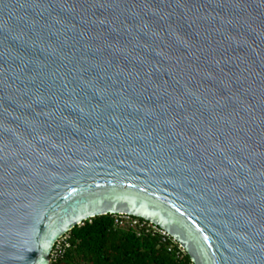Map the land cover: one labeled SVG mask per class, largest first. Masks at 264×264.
Here are the masks:
<instances>
[{"label": "water", "instance_id": "obj_1", "mask_svg": "<svg viewBox=\"0 0 264 264\" xmlns=\"http://www.w3.org/2000/svg\"><path fill=\"white\" fill-rule=\"evenodd\" d=\"M107 214L264 264V0H0V264Z\"/></svg>", "mask_w": 264, "mask_h": 264}, {"label": "trees", "instance_id": "obj_2", "mask_svg": "<svg viewBox=\"0 0 264 264\" xmlns=\"http://www.w3.org/2000/svg\"><path fill=\"white\" fill-rule=\"evenodd\" d=\"M67 235L70 247L54 264L191 263L189 255L179 259L169 252L160 235L146 232L139 235L135 228L116 224L111 214L86 220Z\"/></svg>", "mask_w": 264, "mask_h": 264}, {"label": "built area", "instance_id": "obj_3", "mask_svg": "<svg viewBox=\"0 0 264 264\" xmlns=\"http://www.w3.org/2000/svg\"><path fill=\"white\" fill-rule=\"evenodd\" d=\"M116 224L126 228H135L140 235L142 232L151 233L153 235H160L164 243H167V248L169 252L175 253L176 257L183 259L188 255L185 248L164 228L148 221L135 218L134 216L128 214H116L114 215ZM70 247L68 241V235L60 238L55 244L51 253L50 264L56 263L60 258L65 255L67 248ZM184 264V263H181ZM190 264H195L192 260Z\"/></svg>", "mask_w": 264, "mask_h": 264}]
</instances>
